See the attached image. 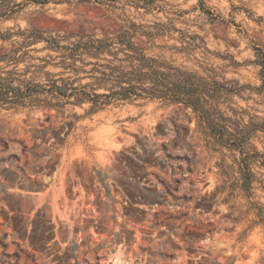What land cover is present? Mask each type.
<instances>
[{"label":"rangeland","instance_id":"374dc122","mask_svg":"<svg viewBox=\"0 0 264 264\" xmlns=\"http://www.w3.org/2000/svg\"><path fill=\"white\" fill-rule=\"evenodd\" d=\"M204 4L212 15L198 0L30 5L0 23L1 34L13 35L0 39V58L27 54L12 76L25 91L20 80L76 78L59 52L29 46L30 31L76 37L71 42L136 31L133 42L147 57L244 87L213 107L241 126L263 124L254 47L264 51V0ZM8 62L0 63L2 77L15 68ZM78 77L76 86L92 82ZM72 102L45 93L0 105V264H264V225H254L248 198L229 188L219 167L236 171L240 154L209 147L190 108L160 99L103 110ZM250 145L264 155V130ZM260 162L254 171L264 180ZM254 186L252 201L264 204V181Z\"/></svg>","mask_w":264,"mask_h":264},{"label":"trees","instance_id":"16d2710c","mask_svg":"<svg viewBox=\"0 0 264 264\" xmlns=\"http://www.w3.org/2000/svg\"><path fill=\"white\" fill-rule=\"evenodd\" d=\"M118 1L0 0V23L15 19L30 5L108 2L113 4ZM153 1L151 0V3ZM198 1L202 11L212 15L204 8V0ZM135 32L124 30L112 39L81 37L71 42L76 37L45 36L42 32L30 31L24 35L29 46L43 42L47 50L59 52L60 66L73 73L76 78H55L45 72L47 78L53 77L48 80V84H32L29 81L20 80V85L25 84V91L22 86H13L15 81H19L12 77L19 75L16 72L17 65L23 62L24 56H27L26 53L18 56L19 51H17L14 53L17 56L0 58V63L8 59V63L12 62L15 65L12 71L7 72L9 77L0 75V105H24L31 96L45 93L68 101L75 98L76 103H72L76 105L89 102L95 110H103L115 102H133L139 99H160L172 104H182L196 114L199 126L208 130L209 147L211 146L213 150L218 147L239 152L240 157L234 160L236 171L225 163H220L219 167L228 179L229 188L232 191L239 189L248 198V211L254 212L256 217L254 225H264V204L252 201L255 196V183L259 182L262 185L264 181L257 178L254 166L262 161L259 166L264 167V155L250 145L256 132L264 130V123L253 122L250 125L241 126L213 107L214 104L220 103L222 97L238 95L244 87H232L228 82L208 83L193 73L147 57L133 42ZM12 36L11 33H0V39L5 41H9ZM254 50L257 57L256 64L262 67L261 76L264 82V51L257 46ZM85 57L94 61H87ZM79 63L82 64L81 67L78 66ZM88 66H92L89 71L86 70ZM79 73H85L92 82L84 86H76V83L82 80L78 77ZM99 90L104 92L98 93ZM260 158L263 160H259ZM262 189L264 190V186Z\"/></svg>","mask_w":264,"mask_h":264}]
</instances>
